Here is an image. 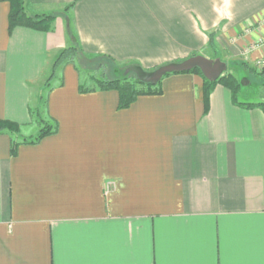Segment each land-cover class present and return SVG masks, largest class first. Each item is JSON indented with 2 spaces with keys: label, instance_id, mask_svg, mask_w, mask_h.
Masks as SVG:
<instances>
[{
  "label": "crops",
  "instance_id": "0c3cea01",
  "mask_svg": "<svg viewBox=\"0 0 264 264\" xmlns=\"http://www.w3.org/2000/svg\"><path fill=\"white\" fill-rule=\"evenodd\" d=\"M27 6L59 16L49 31H10L0 0V120L21 127L0 133V264H264V111L218 84L205 113L196 73L169 75L161 94L120 109L118 91H81L77 62H66L46 96L56 132L11 155L12 139L40 130L24 133L39 85L75 41L69 22L86 55L118 64L218 55L252 65L264 59V0Z\"/></svg>",
  "mask_w": 264,
  "mask_h": 264
},
{
  "label": "trees",
  "instance_id": "16d2710c",
  "mask_svg": "<svg viewBox=\"0 0 264 264\" xmlns=\"http://www.w3.org/2000/svg\"><path fill=\"white\" fill-rule=\"evenodd\" d=\"M10 4V12H9V28L10 31L17 26H24L31 29L39 30V31H49L52 28V24L55 22L58 13H33L28 9L27 0H7ZM72 5H69L65 8L66 11L70 10ZM67 16V15H66ZM67 18H69L67 16ZM68 35L73 38L74 43L64 48L59 52L57 57L54 59L52 64V70L47 79L46 85L51 87V80L54 78L56 71L60 66H62L66 62H77L78 69H80L78 62L81 61L82 57L88 60H99L103 62L100 68L103 69L102 77L97 81V87L87 89L81 87V91L86 90H116L119 93V108L124 109L129 107L136 99L141 95H159L162 93V80L163 78L177 73H196L203 78V99L205 104V113L208 112L209 109V98L213 89L218 85H223L231 91L233 102L244 108V109H252V108H260L264 111V100L257 101H241L240 93L242 91L243 83L238 77L230 72H226L221 75L217 80L208 79L202 73L201 69L196 67L189 71L185 72H172L166 74L160 81L156 83L143 81L139 75V70H144L142 66L137 63H126V64H118L111 57L106 55H97V56H88L84 53L83 49L77 42V38L72 28L71 22H69V26L67 28ZM213 41L211 37V42ZM212 45V44H211ZM214 49V45L211 46ZM244 68L256 75H264V66L262 69L257 70L253 67H250L246 62H242ZM159 67V66H157ZM155 67L154 69H156ZM107 69V70H106ZM109 69V70H108ZM111 76V77H110ZM47 105V99L45 100V107ZM31 113L35 116H38L39 119L46 122L44 128H40L39 132L31 136L29 138H19L12 139L11 141V155L15 156L17 154L18 148L21 144H35L41 141L47 135L53 134L57 130V126L55 122L48 121L41 116V112L39 110L35 111L31 110ZM20 130V125L16 122L10 120H0V133L4 131H8L11 133L18 134Z\"/></svg>",
  "mask_w": 264,
  "mask_h": 264
},
{
  "label": "rangeland",
  "instance_id": "374dc122",
  "mask_svg": "<svg viewBox=\"0 0 264 264\" xmlns=\"http://www.w3.org/2000/svg\"><path fill=\"white\" fill-rule=\"evenodd\" d=\"M54 23L52 24V27ZM240 57L244 59L242 54H240ZM212 61L214 64H218V65L222 63L225 64L226 71L224 73L226 72L233 73L238 77L239 80H241V82L243 83L242 91L239 96L241 101H257L260 99L264 100V75H256L254 73L247 71L244 68V65L242 63L243 61H241L240 59L239 60L235 59L232 61H229V59L222 60L220 56L215 55L212 58ZM101 64H103V62L99 60H88V59H85L84 57H82L81 61L78 62V65L81 69L82 76L84 78L85 88L90 89V88L97 87V81L103 78L102 77L103 69L100 68ZM250 67L260 70L263 68V65L257 61L254 64L250 65ZM153 70L154 68L148 69V70L146 69V71H153ZM39 88H40L39 90L40 98L38 96V102H36L37 101L36 97L33 99V110L34 112L39 110L41 112V116L44 118L45 117V100L47 96L48 86L44 84L43 82L41 86L39 85ZM34 117H35V121L33 125H31L30 127H26L24 129L25 134L37 133L36 132L37 130H35L36 127L38 129L37 122H39L40 128L45 127L46 122L42 121L41 123V120L39 119L38 116L34 115ZM18 133L21 134V127Z\"/></svg>",
  "mask_w": 264,
  "mask_h": 264
},
{
  "label": "water",
  "instance_id": "95a60500",
  "mask_svg": "<svg viewBox=\"0 0 264 264\" xmlns=\"http://www.w3.org/2000/svg\"><path fill=\"white\" fill-rule=\"evenodd\" d=\"M196 67L200 68L204 76L211 80H217L226 71L225 64H214L211 59L203 55H194L182 62L161 65L153 71L139 70V75L143 81L156 83L168 73L185 72Z\"/></svg>",
  "mask_w": 264,
  "mask_h": 264
},
{
  "label": "built area",
  "instance_id": "2783aa9c",
  "mask_svg": "<svg viewBox=\"0 0 264 264\" xmlns=\"http://www.w3.org/2000/svg\"><path fill=\"white\" fill-rule=\"evenodd\" d=\"M262 43H264V41ZM258 62L264 66V60H259Z\"/></svg>",
  "mask_w": 264,
  "mask_h": 264
}]
</instances>
